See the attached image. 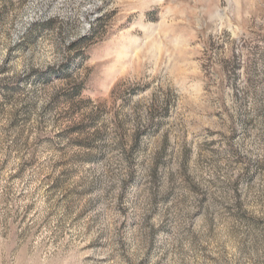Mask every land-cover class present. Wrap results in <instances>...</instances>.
<instances>
[{
	"label": "rangeland",
	"instance_id": "1",
	"mask_svg": "<svg viewBox=\"0 0 264 264\" xmlns=\"http://www.w3.org/2000/svg\"><path fill=\"white\" fill-rule=\"evenodd\" d=\"M0 264H264V0H0Z\"/></svg>",
	"mask_w": 264,
	"mask_h": 264
}]
</instances>
